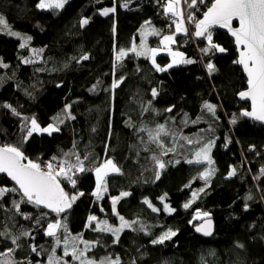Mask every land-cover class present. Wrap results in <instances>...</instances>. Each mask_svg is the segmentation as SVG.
<instances>
[{"label": "trees", "instance_id": "1", "mask_svg": "<svg viewBox=\"0 0 264 264\" xmlns=\"http://www.w3.org/2000/svg\"><path fill=\"white\" fill-rule=\"evenodd\" d=\"M38 2L0 0V15L7 24L32 37L22 48L21 39L0 34V145L20 146L37 162L57 157L75 164L73 153L82 159L88 157L85 171L73 177L75 188L61 180L70 195H84L65 213L49 212L47 221L61 219L68 234L95 242L87 256L98 261L119 257L120 264H264V125L242 114L250 109L238 95L247 88V79L241 66L233 63L238 52L230 36L212 33L213 41L227 51L208 56L200 51L206 40L195 37V44H185V36H177L174 49L196 62L157 72L150 57L128 51L140 45L141 31L147 24L157 26L160 33L150 38L148 48H160L161 38L174 31L171 15L164 12L167 0H68L62 9L48 10L38 9ZM211 3L204 0L198 8L187 11L198 20ZM124 4L127 7H122ZM114 6V13L101 15L103 9ZM82 18H89L84 27L80 26ZM121 50L126 54L117 60ZM84 55L89 59L82 60ZM155 59L161 67L171 62L165 54ZM209 60L217 69L211 77L204 67ZM121 79L113 88L114 81ZM152 89L157 90L155 98ZM205 102L216 105L215 116L203 107ZM5 104L20 116L13 115ZM66 105L71 106L74 119L68 118ZM168 108L172 111H165ZM24 117H35L41 127L57 124L60 131L51 136L34 134L21 144ZM59 119L64 122L58 123ZM161 124L168 134H161L160 142H154L148 130L154 131ZM209 141H214V172L205 180L200 175L207 164L187 161ZM153 157L165 167L159 169ZM108 158L120 172L107 175V193L97 200L92 195L96 188L94 169ZM232 168L236 174L229 177ZM13 185L0 174V186ZM121 192L130 195L117 203V210L135 223L114 242L112 233L94 228L101 221L118 224L111 198ZM160 197H164L163 202ZM14 198L19 199L9 194L0 200V232L5 233L0 236V253L15 249L6 258L0 256V261L47 264L53 247L52 238L44 235L47 221L37 225L35 219H24L12 207ZM145 200L159 211H152ZM189 201L191 206L185 209L183 205ZM165 203L175 211H165ZM198 210L209 213L214 221L211 237L195 231L204 221L194 219ZM21 211L32 217L40 215L31 204H22ZM89 216L97 219L86 227ZM168 230L177 235L163 244L151 243ZM25 231L31 235L20 236ZM16 236H20V247L11 243ZM30 245L37 247L39 255ZM56 255L63 256L62 244ZM65 258L76 264L70 255Z\"/></svg>", "mask_w": 264, "mask_h": 264}, {"label": "snow or ice", "instance_id": "2", "mask_svg": "<svg viewBox=\"0 0 264 264\" xmlns=\"http://www.w3.org/2000/svg\"><path fill=\"white\" fill-rule=\"evenodd\" d=\"M68 0H39L36 4L38 9H62ZM115 3V0H114ZM204 3V0H167L164 6L165 14H170L172 17H176L173 21L175 25V32L172 35H165L162 37L160 43L163 48H147L144 42H141V50L137 51L135 47L131 51L135 52L137 56L150 57L151 62L157 72H166L168 68L173 67L177 64H193L196 61L193 59H185L183 54L178 51H173L169 45L175 43V34L183 33L184 35H189V28L186 26L187 23H194L193 35L196 38H203L207 41L204 48L200 49L204 56H208L209 53H224L227 51L223 46L215 43L213 41L212 29L218 27L221 29H226L227 32L234 38V44L239 53L238 58L233 61L234 64L242 66L244 73L247 77V89L238 93L241 99L251 101V111L244 110L243 115L253 118L254 120L264 122V0H212L210 6L206 5L207 10L203 14V19H196L192 11H188L185 15V9L181 5H186L188 9H196L199 4ZM122 7H127V4L122 5ZM116 11L115 6L112 8L103 9L101 15L107 16L109 13H114ZM238 22V27H233V22ZM89 23V18H82L80 21V26L84 27ZM150 23V22H146ZM0 25L7 28V23L2 15H0ZM172 27V25H169ZM9 34L12 36H19L17 32H12L9 30ZM152 35L159 36L160 33L155 29H152ZM28 37L27 40H30ZM27 40L25 43H27ZM20 47H25V44H21ZM167 50L169 55L172 57L171 63L166 67H161L156 63V56L160 51ZM42 51V50H41ZM126 53L120 51L117 54L116 59H121ZM179 58V59H178ZM82 60L89 59L88 55L81 57ZM79 62V61H78ZM5 67L7 65H4ZM208 75L211 77L216 71V66L209 60L204 65ZM122 82L121 80L114 81L112 87L116 88ZM95 85L93 86V89ZM92 89H90L91 91ZM158 95L156 89H152V97L155 98ZM4 107L10 108L13 115L20 116V113L12 108L11 105L5 104ZM70 105L65 106V112L68 113V118L74 119L70 114ZM203 107L208 113L213 116L216 114V105L205 102ZM145 111H148L146 108ZM165 111L171 112L172 108H168ZM25 123L21 126L22 138L21 144L27 143L29 139L34 134L47 133L49 136L54 132H59L60 128L57 124H48L46 127H41L37 122L35 117H24ZM63 119H59L58 123H63ZM196 121H193L195 123ZM235 119L232 123H235ZM142 131H144L142 129ZM161 134L167 135L165 126L158 125L154 131L148 130V135L154 142H160ZM187 139V137H185ZM189 144L192 143L191 140L188 141ZM214 141H209L200 148L199 151L195 153L197 159L195 161L189 160L188 163H203L207 162L210 166L213 161L209 155ZM163 147V144L160 145ZM254 148V146H251ZM173 149H168L172 151ZM165 155L167 152L164 153ZM68 154L66 153L65 156ZM76 158V163L72 164L67 159L58 160L57 157H52L51 160L47 162H37L28 158L22 148L17 145L5 144L0 146V173L6 174L11 181L14 182L12 187L0 186V200H3L5 196L9 194H15L19 199H12V207L16 213L23 216L26 220L35 219V223L40 225L42 221H47L49 212L56 213L57 215L65 213L68 209L72 207V204L79 198V196L84 195L82 192L78 195H70L65 191L64 187L61 186V180L67 181L72 188L76 187L77 181L73 177L77 172L85 171L84 160L88 157L84 156L83 159L78 155L73 153ZM156 160V164L159 169L165 167V163L153 157ZM179 163V161H177ZM96 174V188L92 195L96 197L97 200L103 198L104 193L107 192V181L106 176L110 173H119L120 168L111 159H106L103 163L98 165L95 169ZM214 169H210L201 173V179H209L213 174ZM264 174V169L261 170ZM236 174L235 168H232L228 172V176H234ZM160 178L159 172L156 174V179ZM203 191V188L200 189ZM129 192H121L119 196L112 197V212L113 215L118 216L121 224L119 227H111L108 225L107 221L98 223L94 230L102 232H110L115 237L117 242L119 240V233L123 228H130L135 221L129 223L125 220L123 216H120L116 205L124 197L129 196ZM196 193L193 194V199H195ZM248 200L252 199V196L247 197ZM163 202L164 197H160ZM148 207L152 211H159L157 208L145 200ZM192 201L185 203L183 207L188 209L191 206ZM22 204H31L35 206L39 211L40 215L32 217L30 214H24L21 211ZM2 206V205H0ZM248 205H245V210H247ZM47 209L48 211H44ZM103 211V209H101ZM164 210L169 213L175 211L169 207L168 204H164ZM203 217H209L210 214L205 212L202 214ZM196 218H202L199 210L196 212ZM66 219V217H65ZM97 218L95 216H89L88 224L86 227L91 226V222L95 221ZM191 223V221H190ZM101 224L103 226H101ZM206 227L204 225L196 227L197 232L203 231L204 235H211V220L206 222ZM61 230H63L62 234ZM142 230V229H141ZM4 232H0V236H4ZM31 234L27 231L22 232L20 236H30ZM44 235L46 237L52 238L53 247L51 248L50 254L47 256V264H69L68 261H64L63 257L71 256L72 260H78L80 264H120V258L116 257L111 259L106 257L100 261H95L86 256L87 252L91 250L90 245L95 242H89L82 239L81 235L71 236L68 234V229L66 223H63L61 219H54L47 221L46 227L44 228ZM177 235L175 231L168 230L160 235L157 239L152 240V244H163L166 240H170L172 237ZM20 236L13 237L11 243L20 247L18 241ZM63 244V256H57L56 250L60 245ZM79 244H83L84 247L79 248ZM238 247H243V245H237ZM31 251L37 253V247L30 245ZM15 249L9 248L5 252L0 253V256L5 258L8 254L14 252ZM0 264H10L6 260L0 261ZM28 264H31L29 261ZM39 264V262H37ZM135 264V262H133Z\"/></svg>", "mask_w": 264, "mask_h": 264}, {"label": "rangeland", "instance_id": "3", "mask_svg": "<svg viewBox=\"0 0 264 264\" xmlns=\"http://www.w3.org/2000/svg\"><path fill=\"white\" fill-rule=\"evenodd\" d=\"M181 7L182 8H184L185 9V15H187V7H186V5H181ZM44 10H47V9H44ZM194 16H195V14H193ZM5 19V18H4ZM175 19H177L176 17H172V20L174 21ZM6 21V20H5ZM7 23V22H6ZM7 28H4L2 25H0V34H6V35H9V36H12V35H10L9 34V30L10 31H12V32H17V33H19L20 35L19 36H12V37H15V38H19V39H21L23 42H24V44H27L28 42L30 43L31 42V40H32V37L30 36V35H28V34H26V33H24V32H22V31H19V30H16L15 28H12L10 25H8L7 24ZM186 26L189 28V35H184L183 33H176L175 34V43H172V44H170L169 45V47L173 50V51H177L176 49H174V45L176 44V42H177V36H185V38H186V41H184L185 42V44H187L188 42H191V43H196V38H193L192 36H191V30H192V33H193V27H194V23H187L186 22ZM152 29H155L156 31H158V28H157V26H155L154 24H147V25H145L144 26V28L142 29V31H141V37H142V39H141V42L143 41L144 42V44L146 45V47L148 48V42H149V40H150V38L151 37H153L154 35H152L151 34V32H152ZM174 32H175V27H174V31L172 32V33H170V34H168V35H172V34H174ZM165 36V35H164ZM28 37H31V39L30 40H27V38ZM162 39V38H161ZM27 40V43H25V41ZM161 41V40H160ZM161 44V43H160ZM136 47V49H137V51H140L141 50V43H140V45H135ZM160 48H163V45H161L160 46ZM132 49V48H131ZM128 52H131V50L130 51H128ZM159 54H165V55H168L169 57H171L170 55H169V53H168V51L167 50H163V51H160L157 55H159ZM183 57L186 59V57L183 55ZM179 59V58H178ZM171 61H172V57H171ZM3 63V62H2ZM171 63V62H170ZM182 64V63H181ZM178 65H180V64H177V65H174L173 67H175V66H178ZM172 68V67H171ZM213 146H214V144H213ZM213 146H212V148H211V152H212V149H213ZM203 147V146H202ZM201 147V148H202ZM211 152L209 153V155H210V157H211V159H212V161H213V158H212V156H211ZM197 159V157L196 156H194V158H193V161H195ZM203 163H206L207 164V162L205 161V162H203ZM210 169H213V164L212 165H208L207 164V167H206V171H208V170H210ZM109 175V174H108ZM106 178H107V176H106ZM105 178V179H106ZM108 187V186H107ZM107 193V192H106ZM106 193H104V195L103 196H105V194ZM116 208H117V205H116ZM118 211V210H117ZM119 213V212H118ZM201 213V217L202 218H198V220H200V221H203V220H206V219H209L210 218V216L209 217H203L202 216V214L204 213V212H200ZM119 215L120 216H122L120 213H119ZM125 220L126 221H128L126 218H125ZM101 222H103V221H101ZM129 222V221H128ZM108 223V225H109V222H107ZM130 223V222H129ZM120 224H121V221L119 220V222H118V224H111L110 223V225L109 226H111V227H119L120 226ZM101 226H103L102 224H101ZM125 228H123L122 229V231L124 230ZM121 231V232H122ZM120 232V233H121ZM119 233V234H120ZM84 247V245L83 244H79V248H83ZM62 252H63V244H62ZM86 256H87V254H86ZM88 257V256H87ZM63 260L64 261H68L69 262V264H71L70 262H71V259H66L65 257H63ZM93 260H95V259H93ZM76 261V264H80V262L78 261V260H75ZM95 261H97L98 262V260H95Z\"/></svg>", "mask_w": 264, "mask_h": 264}, {"label": "water", "instance_id": "4", "mask_svg": "<svg viewBox=\"0 0 264 264\" xmlns=\"http://www.w3.org/2000/svg\"><path fill=\"white\" fill-rule=\"evenodd\" d=\"M203 14H204V13H203ZM203 14L201 15V18H200V19H203ZM233 27H238V22H237V21H234V22H233ZM213 30H215L216 32H222V33H225V34L229 35L230 38L234 41V38H233V37L227 32L226 29H221V28L216 27V28L212 29V31H213ZM199 39L203 40V38H199ZM237 52H238V51H237ZM238 55H239V53H238ZM241 69H242V66H241ZM242 71H243V69H242ZM243 73H244V71H243ZM244 75H245V77H246V73H244ZM246 79H247V77H246ZM246 87H247V84H246ZM246 89H247V88H246ZM246 89H245V90H246ZM245 90H244V91H245ZM239 99H240L242 102H246V103H248V104L250 105V109H249L248 111H251V101H250V100L241 99L240 97H239ZM246 118L249 119L250 121H253V122L259 123V124H261V125H264V122H260V121L254 120L253 118L248 117V116H246ZM0 146H2V145H0ZM0 174H2V175H4V176L7 177L6 174H3V173H0ZM7 178L10 180L9 177H7ZM10 181H11V180H10ZM11 182L14 183L13 181H11ZM61 186L63 187L62 184H61ZM208 220H209V219L204 220L203 222H201L200 224H198L196 227H198V226H202V225H204V226L206 227V226H207V225H206V222H207ZM210 220H211V232H212V234H211V235H204V234H203V231H201V232H197V231H196V228H195V231H196V233H197L198 235H201V236H204V237H211V236L214 234V230H215L214 221H213L212 219H210Z\"/></svg>", "mask_w": 264, "mask_h": 264}, {"label": "built area", "instance_id": "5", "mask_svg": "<svg viewBox=\"0 0 264 264\" xmlns=\"http://www.w3.org/2000/svg\"><path fill=\"white\" fill-rule=\"evenodd\" d=\"M213 33H214V35L217 34L216 31H214ZM191 36H192L193 38H195V36L192 34V30H191Z\"/></svg>", "mask_w": 264, "mask_h": 264}, {"label": "crops", "instance_id": "6", "mask_svg": "<svg viewBox=\"0 0 264 264\" xmlns=\"http://www.w3.org/2000/svg\"><path fill=\"white\" fill-rule=\"evenodd\" d=\"M42 10H44V9H42ZM48 10V9H47Z\"/></svg>", "mask_w": 264, "mask_h": 264}]
</instances>
